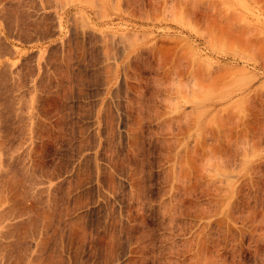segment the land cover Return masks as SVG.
Listing matches in <instances>:
<instances>
[{
  "label": "rangeland",
  "instance_id": "obj_1",
  "mask_svg": "<svg viewBox=\"0 0 264 264\" xmlns=\"http://www.w3.org/2000/svg\"><path fill=\"white\" fill-rule=\"evenodd\" d=\"M0 264H264V0H0Z\"/></svg>",
  "mask_w": 264,
  "mask_h": 264
},
{
  "label": "bare ground",
  "instance_id": "obj_2",
  "mask_svg": "<svg viewBox=\"0 0 264 264\" xmlns=\"http://www.w3.org/2000/svg\"><path fill=\"white\" fill-rule=\"evenodd\" d=\"M208 125V123H206Z\"/></svg>",
  "mask_w": 264,
  "mask_h": 264
}]
</instances>
